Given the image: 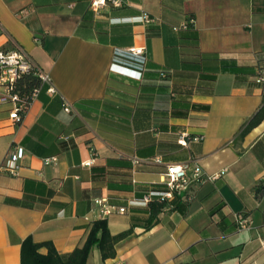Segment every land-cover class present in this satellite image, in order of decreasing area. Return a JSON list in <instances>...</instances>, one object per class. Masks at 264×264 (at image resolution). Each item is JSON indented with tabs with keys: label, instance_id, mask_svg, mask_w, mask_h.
Listing matches in <instances>:
<instances>
[{
	"label": "crops",
	"instance_id": "crops-1",
	"mask_svg": "<svg viewBox=\"0 0 264 264\" xmlns=\"http://www.w3.org/2000/svg\"><path fill=\"white\" fill-rule=\"evenodd\" d=\"M90 1L0 0V48L19 45L55 90L43 84L15 121L0 102V163L7 150L24 151L15 175L0 171V264H20L27 236L66 257L98 219L110 234L132 232L114 257L92 248L86 264H264V121L239 137L262 100L254 76L264 66V11L256 0H122L97 11ZM141 12L156 22L142 24ZM187 17L193 27L174 30ZM182 133L202 139L181 145ZM192 159L206 175L225 172L156 217L128 205L165 188L166 164ZM95 197L126 211L102 218Z\"/></svg>",
	"mask_w": 264,
	"mask_h": 264
},
{
	"label": "built area",
	"instance_id": "built-area-1",
	"mask_svg": "<svg viewBox=\"0 0 264 264\" xmlns=\"http://www.w3.org/2000/svg\"><path fill=\"white\" fill-rule=\"evenodd\" d=\"M110 5L112 7H122L124 2L122 0H91L89 7L93 11L99 8ZM142 24L155 23L157 17L147 12H141L139 15ZM194 25V18L187 17L179 27H174V30L185 31ZM133 55H143V48H130L128 50ZM118 68V69H117ZM111 70L125 73L129 77L140 79L141 72L124 68L116 64H112ZM123 70V71H121ZM31 72L43 84H48V92L53 93L54 87L50 84L48 74L44 72L30 56L17 44L10 48H0V102L9 104V118L13 121L19 120L26 111L29 103L37 96L39 88L34 89L28 103L20 100L18 93L14 91V84L21 77L22 74ZM255 82L259 84L262 93H264V66H259L256 69ZM65 111H70V106H64ZM64 139V137L59 136ZM202 135L189 136L182 133L178 139L181 145H186L188 141H199ZM231 142V141H230ZM229 142V143H230ZM92 150V149H91ZM92 158L84 161L82 165L90 166L94 161L96 152L92 150ZM24 151L21 147H15L6 151L2 162L0 163V171L15 175L19 166V161L23 157ZM56 161V157H45L42 159L43 164L47 165ZM132 165L138 163V159L133 156L130 158ZM156 161L159 159L156 157ZM225 172V169L214 172L212 174H204L200 164L197 160H189L183 163H170L166 164L165 171L161 177V183L165 186L163 190H147L143 191L141 197L131 199L128 201L129 206H148L151 202H164L165 204L171 203L176 197L184 196L191 199L190 191L194 185L201 184L204 181H213L220 177ZM93 205L98 211L100 217L104 218L107 215L118 212L123 213L126 211V206H119L112 203L108 197H95L93 198ZM240 223H244V219H239Z\"/></svg>",
	"mask_w": 264,
	"mask_h": 264
},
{
	"label": "trees",
	"instance_id": "trees-1",
	"mask_svg": "<svg viewBox=\"0 0 264 264\" xmlns=\"http://www.w3.org/2000/svg\"><path fill=\"white\" fill-rule=\"evenodd\" d=\"M252 8L256 12L264 11V2L256 0L253 2ZM159 76L163 80H169L170 71L160 70ZM42 86L43 83L36 76L31 72H26L14 84V91L18 93L21 101L28 103L31 92ZM262 121H264V93H262L259 107L243 124L239 137H243ZM164 205V202H151L149 207L152 217H156ZM131 232L132 227L116 234H110L105 219L95 220L92 222L83 244L75 247L66 257H62L50 241L35 242L30 236H27L20 244V264H86L92 248L98 249L101 259L112 258L115 256L116 243L129 236ZM41 248H45L46 252H40Z\"/></svg>",
	"mask_w": 264,
	"mask_h": 264
}]
</instances>
